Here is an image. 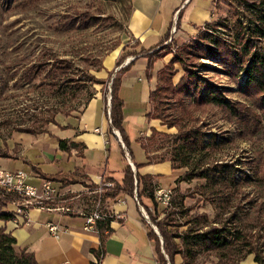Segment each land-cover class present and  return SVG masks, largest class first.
Returning <instances> with one entry per match:
<instances>
[{
  "label": "trees",
  "instance_id": "obj_1",
  "mask_svg": "<svg viewBox=\"0 0 264 264\" xmlns=\"http://www.w3.org/2000/svg\"><path fill=\"white\" fill-rule=\"evenodd\" d=\"M23 1L25 0L19 3L25 4ZM240 4L243 9L235 13L236 18L231 24L223 20L214 19L209 23H205L204 26L200 27L196 35L177 48L178 50L175 51L170 61L158 71L157 85L154 90L150 91L148 99L149 110L145 116L148 120H159L160 124L167 128L175 127L177 132L170 134L164 130L152 127L150 135L146 136L144 140H139L140 146L146 154L147 161L142 163L134 162L135 167L140 168L148 163L170 160L172 168L183 170L186 168V173L181 177L179 176L176 182L195 178L205 179V184L200 186V192L202 196L204 195L206 199H209L214 204L215 208L219 209L228 207L231 197L238 193L237 191H239L242 182L251 183L254 181L258 187L264 190V156H262L264 152L261 154L259 161H248L250 166L247 173L243 171L244 168L241 167L243 162H240V160L235 162L214 161L204 166L194 162L193 158L201 150H212L224 141L217 140L214 134L207 140L204 139V132L198 129V126L194 127L196 116H194L190 108L191 105H194L193 107H201L205 104L217 107L225 118L234 124L236 135L238 136L255 134L256 129L262 122V115L259 114V111L264 113V0L246 1ZM240 14L243 15L242 18L239 16ZM107 19H111V17H107ZM99 20V16H94L87 10H81L77 12L74 19L70 17L62 19L58 28L61 30L74 26L88 28ZM166 38L167 36L161 41V47L158 49L151 48L148 50L140 47L135 50H127L117 60V66L121 65L127 55L137 57L139 54H143L148 58V67H152L156 58L170 53L169 50L163 51L165 48L163 42ZM133 47H138L137 43H134ZM201 58L211 59L222 66V73L226 74L236 84V91L247 99L246 102L228 98L225 94L227 89L224 86L213 83L208 77L200 74L201 69L204 67L200 60ZM49 59L52 60L49 61ZM179 62L184 73L175 82L174 78L178 74H176L174 64ZM71 64L72 61L67 58H59L52 55L42 59L41 56H38L32 63L22 68L19 80L30 83L39 79L42 75V79H48V87L55 89L62 82H77L78 78L71 75ZM101 68L102 64L97 67V70ZM128 69L129 64L121 67L116 71L115 75L111 76L110 80H100L94 74H88L87 78L92 83L101 84L104 98L109 93L108 81H110L111 125L119 130L118 132L121 134L126 151L133 159L129 145L130 139L123 127L124 101L119 95L122 74ZM188 96L191 97L192 104H186L185 101ZM57 112H61V110H54L51 112L49 119L44 121L58 124L55 120ZM35 125L17 126L15 129L32 134L45 133L47 131L44 128L37 129ZM156 135L170 138L168 140L169 144L163 152L158 153L159 148L165 147L163 143L158 145L155 150H152L151 146L155 143ZM59 146L60 149L65 151L76 148L80 156H82L81 150L86 147L84 143H68L66 139H59ZM121 149L123 156H125V149L123 147ZM0 154H7V150L4 149ZM33 169L44 180L58 181L64 185L76 180L74 174L56 173L47 175L36 167H33ZM135 181L136 186L139 188L137 196L140 202H144V200L151 202L156 213L158 201L154 197L156 184L153 181V176L135 174L130 164L125 166L121 180L112 176L102 178L101 185L113 182V186L102 185L101 200L104 203V200L115 199L123 193H129L130 195L133 193ZM100 184H89V191L94 193L89 198L92 200V206L94 200L99 196L94 191L100 187ZM175 189L176 187L172 188L173 193L176 191ZM17 198L18 195L16 193L0 192V219L3 221L11 220L12 213L2 211V209L12 204ZM58 199L63 198L59 197ZM173 199L169 207H175L178 210H175V208L170 209V212L166 215V221L157 222L163 237V246L171 264H174V257L177 254L182 257L181 264H200L196 261V253L198 251L215 252V255L219 258V262L216 264H240L248 255H253L255 263L264 264V246L257 240H252L251 237L253 236H250L246 231L244 218H249L247 210H240L241 214L233 211L227 221L220 222L219 226L188 227L186 230L179 232L176 229L183 224L174 221V214L180 213L183 215L186 211L181 208L183 206L182 196L176 195ZM259 199L262 198L257 197L254 200L257 202ZM248 203H251V200ZM149 208L147 207L146 210H149ZM110 219V217H106L97 220L96 226L101 235L105 229L110 231ZM237 220L242 221V223L240 225L235 224ZM189 222V220H186V223H184L186 225ZM169 227H174V229ZM254 227L257 230L264 229V200L259 202L255 216L252 217L251 228ZM149 236L155 242L158 264H164L160 241L152 229L149 232ZM176 239H179V242H176ZM97 257L100 260V254H97ZM0 264L39 263L33 252L26 249H18L16 247V238L12 233L6 232L5 228L0 227Z\"/></svg>",
  "mask_w": 264,
  "mask_h": 264
},
{
  "label": "crops",
  "instance_id": "obj_2",
  "mask_svg": "<svg viewBox=\"0 0 264 264\" xmlns=\"http://www.w3.org/2000/svg\"><path fill=\"white\" fill-rule=\"evenodd\" d=\"M215 5L216 0H130L126 37L122 43L103 56L102 68L94 72L98 79L110 80L116 71L129 64V69L122 74L119 89V95L124 101V129L130 112L128 101L132 99L133 103L145 104V109L141 115H137V120L138 123L146 122L147 126L141 129L139 134L144 132L146 136L150 135L152 127L164 130L159 120H148L145 115L149 110L150 91L157 85V73L171 59L172 54L159 56L153 61L152 67H148V58L143 54L137 57L127 55L120 68L117 66V60L129 49H158L166 36L164 44L171 38H174L178 45L189 40L199 32L200 27L214 19ZM134 43H137L138 47H133ZM177 77L179 75H176L175 82ZM110 87L108 81V89ZM109 96L111 97L110 92L104 98L100 90L88 99L80 113L56 115L58 124H52L45 133H39L44 140V147L41 148L43 155H38L36 151H27L14 137L12 145L4 148L7 154H0V158L4 159L3 164L0 163L3 168L24 171L23 168L29 167L30 180L34 184H37L38 180L41 183L44 179L33 167L47 175L61 173L74 174L76 177L74 182L67 185L52 181L61 194L60 198H63L60 205L73 209L72 212L33 207L29 210L24 224L17 225L11 220L0 219V227L5 228L6 232H11L16 238V247L33 252L39 264H158L155 242L149 236L153 227L144 216L150 202H140L138 196L139 204L134 200V190L138 193L139 189L137 186L130 195L123 193L115 199L104 200V208L111 218L110 231L105 229L101 235L97 226L93 229L86 228L84 214L91 209L92 200L89 198L94 193L89 191L85 184H100L106 176L121 180L123 170L129 164L127 157L122 158L115 152L116 156L111 161L112 153L108 148L112 141L111 135L118 139L125 153L127 151L120 132L118 137L113 132L116 128L109 121ZM126 133L128 135L129 132ZM139 134L134 139V143L139 147L137 152L133 142L130 141L129 144L133 159L127 152L134 173L152 175L156 189L175 187L183 169L172 168L170 160L135 167L134 162L147 161L139 143ZM59 139H66L68 143H84L86 147L81 150L82 156L76 148H71L70 151L60 149ZM15 147L18 148L16 153L13 150ZM11 210L12 204L2 209L6 212ZM49 222L56 224L58 237L48 230ZM97 254H100V260ZM243 264L257 262L255 263L253 255H249Z\"/></svg>",
  "mask_w": 264,
  "mask_h": 264
},
{
  "label": "rangeland",
  "instance_id": "obj_3",
  "mask_svg": "<svg viewBox=\"0 0 264 264\" xmlns=\"http://www.w3.org/2000/svg\"><path fill=\"white\" fill-rule=\"evenodd\" d=\"M20 1L22 2V0H0V152L12 145L14 137L16 141L22 143L27 151H36L38 155H43L41 152V148L44 147L42 135L20 132L15 128L36 124L37 129L44 128L47 130L53 123L44 120L49 119L51 112L61 110L56 115H66L71 112L78 114L88 99L101 90V84L92 83L87 77L88 74H94L97 67L102 64L103 56L125 39L130 0H25L23 1L25 4L19 3ZM246 1L258 0H216L214 20H223L231 24L236 18L235 13L243 9L240 3ZM81 10H87L94 16H99L100 20L88 28L77 26L65 30L58 28L62 19L68 17L74 19L77 12ZM242 14L244 15V13ZM242 14L239 15L241 18ZM105 16L111 17V19H107ZM181 44L178 45L174 38L168 39L163 51L169 50L170 53L168 54H172L173 57ZM42 54L44 55L42 56ZM52 55L72 61L71 75L78 78L77 82H62L63 85L60 84L55 89H51L47 85L48 79H42V75L30 83L19 80L24 66L32 63L38 56L44 59ZM51 60L49 59V61ZM200 60L204 65L200 74L208 77L213 83L224 86L227 89L225 94L228 98L246 102L247 99L236 91V84L226 74L222 73V66L208 58L207 60L206 58ZM174 67L176 74L179 75L176 78L177 82L184 70L180 62L175 63ZM129 101L130 112L124 126L126 125L125 129L129 132V139L133 142L137 152L139 147H137V143H134V139L138 137L139 131L147 126L146 122L138 123L137 115H141L144 111L145 104L133 103L132 99ZM185 102L192 104L191 97H186ZM191 106L190 108L196 116L194 127L198 126V129L204 132V139L207 140L214 134L217 140L224 141L212 150L203 149L197 155L195 154L194 162L205 166L214 161L235 162L240 160L243 162L241 164V167L244 168L243 171L247 173L250 166L248 161L260 160L261 154L264 152V113L259 111V114L262 115V122L255 134L238 136L234 124L226 119L217 107L205 104L201 107ZM163 127L167 133L175 134L177 132L175 127ZM145 137L144 132H140L139 140H144ZM110 138L112 141L108 148L112 153L111 161L116 156L114 152L123 158L122 149L117 139L113 135ZM169 139L156 135L155 143L151 146L152 150L163 143L165 147L159 148L158 153L165 151ZM17 149V147L13 149L15 153ZM3 160L0 158L1 164H3ZM23 169L27 174L28 182L34 184L30 180V168L25 167ZM186 170L184 168L183 171H180V177L186 173ZM39 183L40 180L37 184ZM108 183H110L109 186H113V182ZM204 184L205 179L202 178L176 182V191L172 194L171 200H174L176 195L182 196L183 206L181 208L186 211L183 215L174 214V221L183 224L176 230L182 232L188 227L219 226L220 222L227 221L233 211L241 214L240 210H247L249 218H244L246 231L250 236H253L251 237L252 240H257L264 246V229L251 228L252 217L255 216L256 208L259 202L264 200V190L258 187L254 181L251 183L242 182L238 193L231 197L228 207L219 209L215 208L214 204L204 195L202 196L200 186ZM85 186L89 187V184H85ZM257 197L262 199L256 202L254 199ZM249 200L251 203H248ZM169 205L164 206L158 203V209L155 213L150 202V208L147 210L149 221L153 227L152 230L160 241L164 264H171V261L164 249L163 237L157 222L166 221V215L170 209L175 208L169 207ZM72 211L73 209H70L67 212ZM186 220L190 222L185 225ZM241 223L242 221L238 220L235 222L237 225ZM169 228L174 229V227ZM176 242H179V239H176ZM245 259L240 264H243ZM196 261L200 264H216L219 262V258L215 252L198 251ZM181 263V255H175L174 264Z\"/></svg>",
  "mask_w": 264,
  "mask_h": 264
},
{
  "label": "built area",
  "instance_id": "obj_4",
  "mask_svg": "<svg viewBox=\"0 0 264 264\" xmlns=\"http://www.w3.org/2000/svg\"><path fill=\"white\" fill-rule=\"evenodd\" d=\"M122 65L118 66V68ZM110 90L111 88H109V92ZM109 121L111 122L110 118ZM122 145L124 146L123 142ZM126 154L128 153L126 152ZM102 185L109 186L110 183L107 182ZM102 185L100 184V187L94 191L99 196L94 200L90 211L84 214L86 228L93 229L96 226L97 220L110 217V213L104 208L100 197ZM4 191L18 195V198L12 202L13 210L10 211L12 213L11 221L17 225L24 224L27 221L28 212L33 207L70 211V208L60 205L63 202L62 199H58L61 194L51 180H43L39 185L31 184L28 182L26 172L21 169L9 170L0 166V192ZM172 194L171 187L157 188L154 197L160 205L167 206L170 204ZM134 197V200L139 204L136 189L134 190ZM144 216L149 220L147 213H144ZM47 226L48 230L58 237L56 224L49 222ZM61 264L68 263L63 262Z\"/></svg>",
  "mask_w": 264,
  "mask_h": 264
},
{
  "label": "water",
  "instance_id": "obj_5",
  "mask_svg": "<svg viewBox=\"0 0 264 264\" xmlns=\"http://www.w3.org/2000/svg\"><path fill=\"white\" fill-rule=\"evenodd\" d=\"M110 98H111V97L109 96V100H110ZM113 132H114L118 137L120 136L118 130L114 129ZM126 157L128 158L129 164L132 165V162H131V160L129 159V157H128L127 154H126ZM132 166H133V165H132Z\"/></svg>",
  "mask_w": 264,
  "mask_h": 264
}]
</instances>
